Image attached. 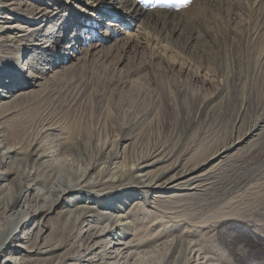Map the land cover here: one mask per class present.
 Instances as JSON below:
<instances>
[{"label": "rangeland", "instance_id": "rangeland-1", "mask_svg": "<svg viewBox=\"0 0 264 264\" xmlns=\"http://www.w3.org/2000/svg\"><path fill=\"white\" fill-rule=\"evenodd\" d=\"M133 1L145 10L143 28L70 0H57L68 12L31 22L41 32L54 29L44 54L51 63L41 66H49L41 91L13 118L29 117L32 137L37 126L54 127L40 142L72 147L58 163L73 180L85 172L97 176L113 156L110 170L155 154L164 160L148 168L151 174L171 163L198 167L195 174L203 175L195 188L162 197L153 189L121 203L103 196L106 210L140 211L132 221L138 236L209 235L201 243L217 253L216 264H264V237L256 234L264 228V0ZM56 41L62 55L53 58ZM96 188L81 195L80 205H91ZM165 254L158 250L149 264ZM4 256L0 250V264Z\"/></svg>", "mask_w": 264, "mask_h": 264}, {"label": "bare ground", "instance_id": "bare-ground-1", "mask_svg": "<svg viewBox=\"0 0 264 264\" xmlns=\"http://www.w3.org/2000/svg\"><path fill=\"white\" fill-rule=\"evenodd\" d=\"M45 1H48L46 8L42 6ZM70 2L86 6L101 17L109 15L114 21L129 22V27L132 22H142L145 12L133 0ZM59 12L68 10L60 7L57 0H0V250L5 251L1 264H149V259L161 249L166 254L159 264H216L217 253L208 244L201 243L209 242V235L190 232L185 236L174 233L165 237L163 232L152 233V230L150 234L138 236L139 224L134 226L132 221L140 211L110 213L103 197H113L121 203L125 196H147L153 189L159 190L158 197L171 191L170 196H176L175 191L201 185L196 183L203 175L195 174L198 167L171 163L151 174L153 170L148 168L155 167L164 158L155 154L125 170L116 164L110 170L113 156L98 168L97 176L85 172L73 180L58 163L71 153L72 147L60 141L56 148L48 149L40 142L41 137L53 134L54 127L35 126L37 136L32 137L29 117L22 121L13 118L26 99L41 91L40 79L44 80L49 68L41 66L47 61L51 63L44 54L53 42L54 29L49 27L41 32L39 27H29V24L40 15L49 19ZM136 25L143 28L140 23ZM133 38L129 37L128 41ZM69 47L64 48L69 50ZM52 48L54 53L48 55L54 58L61 54L62 46ZM35 58L40 60L36 65L32 62ZM63 58L59 63H64L68 56ZM52 63L55 65L54 60ZM41 69L45 70L39 73ZM227 149H221L213 158ZM97 186L98 189L90 191L91 205H80L81 195ZM60 201L69 204L61 209ZM84 221L87 223L81 229ZM257 232L264 237V228ZM78 239L85 240L86 244L81 247ZM255 263L250 260L247 264Z\"/></svg>", "mask_w": 264, "mask_h": 264}, {"label": "snow or ice", "instance_id": "snow-or-ice-1", "mask_svg": "<svg viewBox=\"0 0 264 264\" xmlns=\"http://www.w3.org/2000/svg\"><path fill=\"white\" fill-rule=\"evenodd\" d=\"M180 3L186 5L190 3V0H180Z\"/></svg>", "mask_w": 264, "mask_h": 264}]
</instances>
